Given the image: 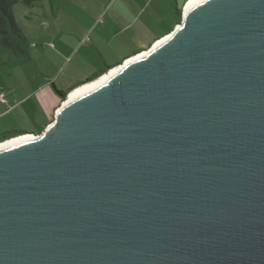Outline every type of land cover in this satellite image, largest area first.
<instances>
[{
    "label": "water",
    "instance_id": "water-1",
    "mask_svg": "<svg viewBox=\"0 0 264 264\" xmlns=\"http://www.w3.org/2000/svg\"><path fill=\"white\" fill-rule=\"evenodd\" d=\"M170 34L0 145V264H264V0Z\"/></svg>",
    "mask_w": 264,
    "mask_h": 264
},
{
    "label": "crops",
    "instance_id": "crops-1",
    "mask_svg": "<svg viewBox=\"0 0 264 264\" xmlns=\"http://www.w3.org/2000/svg\"><path fill=\"white\" fill-rule=\"evenodd\" d=\"M189 1L49 0L50 17L26 34L29 60L9 53L18 65L0 72V138L37 127L42 133L62 106V93L150 49L177 28Z\"/></svg>",
    "mask_w": 264,
    "mask_h": 264
},
{
    "label": "trees",
    "instance_id": "trees-1",
    "mask_svg": "<svg viewBox=\"0 0 264 264\" xmlns=\"http://www.w3.org/2000/svg\"><path fill=\"white\" fill-rule=\"evenodd\" d=\"M35 0H0V51H7L19 62L25 63L30 58L31 43L25 31L18 25L14 16V6L19 2L32 4ZM112 68H109L110 70ZM108 70L103 71L101 74L96 75L88 82L96 80ZM64 99L68 94L62 93ZM24 134L23 132H9L0 138V142L6 139L16 137Z\"/></svg>",
    "mask_w": 264,
    "mask_h": 264
},
{
    "label": "rangeland",
    "instance_id": "rangeland-1",
    "mask_svg": "<svg viewBox=\"0 0 264 264\" xmlns=\"http://www.w3.org/2000/svg\"><path fill=\"white\" fill-rule=\"evenodd\" d=\"M49 2V0L47 1ZM46 2V4H47ZM46 4L44 1H33L32 4H26L23 2H19L14 6V16L18 25L24 30L28 31V36L33 34L34 31H37L39 28V23L41 17H50V10H46ZM50 4V3H48ZM46 7V8H45ZM49 6L47 9H50ZM55 10H57L55 8ZM29 36V37H30ZM11 56L7 51H0V72L5 70V66L8 65H18L16 61L10 63ZM43 128L37 127L33 130V133H40ZM28 131V130H24ZM29 132V131H28Z\"/></svg>",
    "mask_w": 264,
    "mask_h": 264
},
{
    "label": "bare ground",
    "instance_id": "bare-ground-1",
    "mask_svg": "<svg viewBox=\"0 0 264 264\" xmlns=\"http://www.w3.org/2000/svg\"><path fill=\"white\" fill-rule=\"evenodd\" d=\"M193 0H190L189 2H188V4H190L191 2H192ZM188 4H187V6L186 7H188ZM170 35H172V34H169V35H167V36H165V37H163L162 39H160L159 41H157L150 49H148L147 51H144V52H141V53H139V54H137L136 56H133L132 58H129L128 60H126L124 63H122V64H120L119 66H116L115 68H113V69H111V70H108L106 73H104L102 76H100L99 78H101V77H103V76H105V75H107V74H109V73H111V72H113V71H115V70H117V69H119V68H121V67H123V66H125L130 60H132V59H134V58H137V57H139V56H141V55H143V54H148L159 42H161V41H163L164 39H166L167 37H169ZM99 78H97V79H99ZM94 81V80H93ZM92 82V81H91ZM88 83H90V82H88ZM88 83H86V84H88ZM85 85V84H84ZM83 86V85H82ZM81 87V86H80ZM79 88V87H78ZM75 89H77V88H75ZM74 89V90H75ZM73 91V90H72ZM71 91V92H72ZM67 100H65V102H66ZM65 104V103H64ZM22 138H35V139H37L38 137H36L35 135H32V134H21V135H18V136H16V137H13V138H10V139H8V140H6V141H3V142H0V145L1 144H4V143H8V142H11V141H15V140H18V139H22Z\"/></svg>",
    "mask_w": 264,
    "mask_h": 264
},
{
    "label": "built area",
    "instance_id": "built-area-1",
    "mask_svg": "<svg viewBox=\"0 0 264 264\" xmlns=\"http://www.w3.org/2000/svg\"><path fill=\"white\" fill-rule=\"evenodd\" d=\"M65 100H66V98H65ZM65 100H64V102L62 103V105H64V103H65Z\"/></svg>",
    "mask_w": 264,
    "mask_h": 264
}]
</instances>
